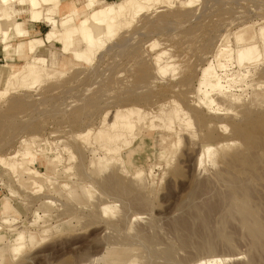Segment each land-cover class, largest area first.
<instances>
[{"label": "rangeland", "instance_id": "1", "mask_svg": "<svg viewBox=\"0 0 264 264\" xmlns=\"http://www.w3.org/2000/svg\"><path fill=\"white\" fill-rule=\"evenodd\" d=\"M85 1L63 0V3L73 2L82 8ZM100 1L103 7L125 0ZM184 1L173 0L171 4L164 1L152 5L148 12L140 15L131 27L126 28L128 30H123L114 38L92 67L74 61L71 55L62 56L60 45H48L49 68L53 69V63L62 60L64 76L45 80L31 90L21 88L0 99V118L3 123L0 128L9 127L6 131L0 130V157L7 160L19 151L20 146L32 150L41 148L45 153L39 155L34 167L55 181L51 184L43 177L33 178L25 173L18 177L5 168L6 160L5 163L0 162V206L8 200L13 208L7 214L0 212V234L3 236L0 256L4 254L0 264H204L209 259L230 257L234 261L229 264H264V249L253 246L250 232L243 226L238 210L234 207L233 212L230 207L232 202L231 206L236 205L237 201L248 200L245 201L247 208L243 206L256 212L252 214V210L246 211L251 212V217L255 215L253 219L257 216L255 219H259V224L264 226V62L250 69V74H247L249 68H240L236 64L235 55L232 56L233 51L249 43L264 47L259 36L251 39L255 32L264 28V0H198L189 10L180 4ZM15 9L21 11L16 20L26 22L33 37L43 38L50 30L43 23L30 27L27 6H17ZM61 15L57 14L56 17L60 19ZM131 19L127 10L123 20ZM243 33L247 36L246 41L239 42L237 37ZM18 42L19 39L12 40L14 46ZM76 47L82 49L81 44ZM220 49L224 53L226 49V54L219 53ZM13 50L7 55L4 45L0 43V67L9 66L12 71H20L27 59L20 58ZM162 52L166 54L163 62L168 60L171 63L163 77L157 74L155 59ZM224 55L228 60L224 59ZM210 67L213 68L212 77L220 87L217 89L231 91L238 99H242V103L234 104L236 111L227 100L220 106L221 96L216 95L215 98V93L212 96L217 101L208 95L214 107L212 110L204 105L198 107L199 98H203V95H197V92L200 84L208 80L204 73ZM145 70L148 76L142 80ZM238 71L248 75L247 78L242 80ZM231 72L235 75L234 84L228 87L226 75ZM208 91L211 93L218 90ZM24 96L23 101L27 100L30 105L16 110L11 108L13 102ZM176 104L190 109L185 110L192 121L189 132H181L179 144L177 132L181 127L176 124L172 132L154 118L156 129L145 130L131 147L120 154L127 162L128 174L121 171L117 158L110 160V156L94 140L96 132L104 126L102 124L107 113V121H110L117 110L135 107L155 117V114L157 116L162 111L169 113ZM218 108L220 112H217ZM248 112L251 114L246 115ZM238 125L252 133L249 142L232 133ZM4 131L5 134L2 133ZM89 131L90 138L83 143L81 135ZM35 137L37 140L33 144L30 140ZM207 150L211 152L207 153ZM239 150H247L253 155L254 167L237 162L246 153ZM70 152L74 158L70 157ZM238 154L242 155L239 159L236 158ZM57 155L61 157L60 160L55 159ZM138 170L144 171L143 181L134 179L133 174ZM226 171V176L236 179L238 183L239 179L243 183L239 185H245L249 199L240 193L237 196L221 179L220 175H225ZM111 175L126 185L135 183L134 187L131 184L134 189H138H135V194L142 198L144 196L147 205L139 207L130 200L131 197L119 198L103 192L102 182ZM33 180L42 185V191H38ZM64 182L69 183L74 197L69 195L70 189L61 186ZM233 193L237 201H232ZM46 201L50 203L44 204ZM240 203L237 202V205ZM190 204L197 208L199 215L202 214L200 217L207 222L204 223V229L196 215L193 217ZM231 211L233 216L228 214ZM224 214L232 216L227 218L229 222L225 226L231 237L230 247L223 240L213 239L221 228L219 226ZM181 219L188 220L189 229H195L194 233L198 236L193 239L190 247L182 244V237L187 231L176 226V222ZM19 231L35 236L36 240L33 245L28 244L20 255H14L10 241ZM207 236L210 239L207 241L215 245L213 254L197 248L199 239ZM235 258L240 259L235 261Z\"/></svg>", "mask_w": 264, "mask_h": 264}, {"label": "bare ground", "instance_id": "2", "mask_svg": "<svg viewBox=\"0 0 264 264\" xmlns=\"http://www.w3.org/2000/svg\"><path fill=\"white\" fill-rule=\"evenodd\" d=\"M167 1L169 4H171V2H173V0H164ZM163 0H125L119 4L116 5H106L101 7V1L100 0H87L85 1V4L83 5L82 8H79L75 3L73 2H68V3H63V0H0V43L4 45V51L6 52L7 55H10V51L11 49L14 48V52L16 55H18L20 58H24L27 59L25 66L22 70L20 71H12V69L9 66H2L0 67V99H2L3 97L7 96L9 93H16L17 90L19 89H27V90H31L33 89L36 85H41V83H43L45 80H49V79H55L57 77H61L64 76L63 73V67H64V62L62 60H60L57 63H53V69L49 68V52H48V45L51 44H58L61 46V54L62 56H69L71 55L73 57V60L76 62H81L87 66L92 67L91 65L94 63V61L99 58L100 56H102L101 54L104 53V51L106 49H108V45L111 44V42H113L114 38L120 34L121 32H123V30H125L126 28L131 27V25L135 22V20L140 16L145 14L146 12H148L152 5L164 2ZM198 0H185L184 2L180 3L182 4V7H187V9L189 8H193L194 5L197 3ZM205 5V3H204ZM214 5V3H213ZM20 6V7H28L29 8V13H30V17L28 19V21L30 23H35V24H46L50 30L45 34V36L43 38H36L33 37L30 33V31L28 30V28L26 27V22L23 21H17L16 17L21 14V11L16 10L15 7ZM258 6V5H257ZM260 7V6H259ZM234 8V7H233ZM188 9V10H189ZM262 9V8H261ZM69 10V11H67ZM130 12V16H131V20L130 21H124L123 17H124V13L126 11ZM187 10V11H188ZM240 11V10H239ZM189 12V11H188ZM259 12V11H258ZM229 13V12H228ZM57 14L60 16H62V18H57ZM187 14V13H186ZM214 14V13H213ZM185 15V14H183ZM182 15V16H183ZM242 15V14H241ZM179 16V15H178ZM184 17V16H183ZM259 18V17H258ZM150 19V18H149ZM158 19V18H157ZM263 19V18H262ZM188 20V19H187ZM193 20V19H192ZM213 20V19H212ZM152 21V20H151ZM153 22V21H152ZM191 22V21H189ZM188 23V22H187ZM144 25V24H143ZM151 25V24H150ZM170 26V25H169ZM176 26V25H175ZM202 26V25H201ZM159 27V26H158ZM168 27V26H167ZM174 27V26H173ZM170 28V27H169ZM166 29V28H165ZM178 29V28H177ZM200 29V28H199ZM128 30V29H126ZM186 30V29H185ZM188 33V32H187ZM132 35V34H131ZM203 35V34H202ZM211 35V34H210ZM125 36V35H124ZM207 36V35H206ZM218 36V35H217ZM260 37L263 41L261 43L264 42V28L262 31L258 32V33H254L251 37V39H256V37ZM142 37V36H141ZM191 37V36H190ZM216 37V36H215ZM246 34H240L238 35L237 39L242 42L246 41ZM136 38V37H135ZM211 38V37H210ZM218 38V37H217ZM14 39H19V42L14 46L12 44V40ZM120 39V38H119ZM212 39V38H211ZM258 39V40H261ZM125 40V39H124ZM127 41V40H126ZM125 41V42H126ZM140 41V40H139ZM183 41V40H182ZM185 41V40H184ZM128 42V41H127ZM141 42V41H140ZM137 43V42H136ZM139 43V42H138ZM78 44L82 45V49H78L76 46ZM124 44V43H123ZM126 44V43H125ZM128 44V43H127ZM119 45V44H118ZM121 45V44H120ZM129 45V44H128ZM135 45V44H134ZM141 45V44H140ZM120 47V46H119ZM118 47V48H119ZM137 47V46H136ZM190 47V46H189ZM263 47V46H262ZM261 45H258L256 43H249L247 45H243L241 47H239L238 49H236L235 51H233L232 56L236 58V64L243 69V66L247 68H245L246 70L249 68V70H247V74H250V69L252 68H256L261 62H264V47L262 48ZM138 48V47H137ZM154 49V47H152ZM196 48V47H195ZM114 49V48H112ZM121 49V47H120ZM119 49V50H120ZM125 49V46H124ZM134 49V48H133ZM111 50V49H110ZM118 50V51H119ZM128 50V49H127ZM126 50V51H127ZM224 50V49H223ZM115 51V49L113 50V52ZM123 51V50H122ZM121 51V52H122ZM135 51V50H133ZM226 49H225V53L222 51V49H220V52H223V54H226ZM230 51V50H229ZM124 52V51H123ZM138 52V51H137ZM136 52V53H137ZM125 53V52H124ZM229 53V52H227ZM122 54V53H121ZM165 52H162L160 54H158L156 56V62H157V69L156 72L157 74H161L160 76L163 77L165 76V71L167 69L168 66L171 65L170 62H168V60H165V62H163L165 59L164 56ZM218 54V53H217ZM124 55V54H122ZM221 55V54H220ZM219 55V57H221ZM230 55V54H229ZM164 56V57H163ZM126 57V56H125ZM226 56L224 55V59ZM232 57V58H233ZM223 59V57H221ZM228 58V57H227ZM120 59V58H119ZM102 60V59H101ZM136 60V59H135ZM138 60V59H137ZM228 60V59H226ZM225 60V61H226ZM234 61V58H233ZM109 63V62H108ZM165 63V64H164ZM95 64V63H94ZM99 64V63H98ZM139 65V64H138ZM140 67V66H139ZM138 67V68H139ZM230 67V66H229ZM238 67V68H239ZM112 68V67H111ZM95 69V68H94ZM116 69V68H115ZM126 69V68H125ZM212 67L208 68L204 75L207 76L208 80H206L205 82H200V87L198 89L197 95L201 94L203 95V98H199L200 102H199V106L204 105L206 106L209 110H212L214 107L211 105V102L208 100L209 97L208 95H210L212 98V93H215L214 96L216 98L217 96H221L220 100H221V105H223L225 102V100L231 102V107H233V105L236 103H242L240 98L238 99V97L232 93L231 91L228 92H224L222 90H219L217 88L218 85L216 84V82L214 81V78L212 77L213 73H212ZM97 70V69H96ZM107 70V69H105ZM148 70V69H147ZM147 70H145L144 73V77L142 78V80L148 76L147 74ZM95 71V70H94ZM219 70H217L218 72ZM240 71V70H239ZM238 71V72H239ZM237 72V73H238ZM142 73V74H143ZM149 73V72H148ZM226 73V72H225ZM224 75V74H223ZM109 76V75H108ZM234 73L231 72L230 75H226V82L227 85L229 87V85L234 84ZM237 76V75H236ZM240 78H242V80L246 79L248 75L242 74V72H239L238 75ZM219 77V76H218ZM223 77V76H222ZM152 78V77H151ZM238 78V79H240ZM147 79V78H146ZM223 79V78H222ZM105 80V79H104ZM151 80V79H150ZM224 80V79H223ZM241 80V79H240ZM241 80V81H242ZM238 81V80H237ZM222 82V81H221ZM46 83V82H45ZM44 83V84H45ZM149 83V82H147ZM184 83V82H183ZM191 83V82H190ZM243 83V82H242ZM79 84V83H78ZM181 84V83H180ZM178 85V84H177ZM94 86V85H93ZM138 86V85H137ZM144 86V85H143ZM142 86V87H143ZM145 86H148V84ZM224 86V85H223ZM40 87V86H39ZM74 87V86H73ZM141 87V88H142ZM149 87V86H148ZM188 87V86H187ZM186 87V88H187ZM231 87V86H230ZM256 87V86H255ZM108 88V87H107ZM136 88V87H135ZM150 88V87H149ZM203 88H205V90H203ZM137 89V88H136ZM135 89V90H136ZM178 89V88H176ZM209 89L212 90H218V91H211V93H209ZM148 90V89H147ZM132 91V90H131ZM140 92V91H139ZM194 92V91H193ZM111 93V92H110ZM133 93V92H132ZM135 93V92H134ZM87 94V93H86ZM130 94V93H129ZM196 94V93H195ZM70 95V94H69ZM91 95V94H90ZM136 95V94H135ZM26 96V95H25ZM24 98H18V101L13 102L11 108H23V107H27L28 105H30L28 102L23 101ZM66 96V95H65ZM88 96V95H87ZM128 96V95H127ZM141 96V95H140ZM143 96V95H142ZM192 96V95H191ZM21 97V96H20ZM132 97V96H131ZM196 97V96H194ZM200 97V95H199ZM28 98V97H27ZM26 98V99H27ZM31 98H33L31 96ZM42 98V97H40ZM127 98V97H126ZM153 98V97H152ZM223 100H222V99ZM13 99V98H12ZM20 99V100H19ZM22 99V100H21ZM37 99V98H36ZM48 99V98H47ZM57 99V98H56ZM135 99V98H134ZM157 99V98H156ZM30 99L28 98V101ZM53 100V99H52ZM74 100V99H73ZM195 100V99H194ZM213 100H215L213 98ZM12 101V100H11ZM10 101V102H11ZM82 101V100H81ZM180 101V100H179ZM196 101V100H195ZM217 101V99L215 100ZM219 101V100H218ZM30 102H32V99L30 100ZM51 102V101H50ZM100 102V101H99ZM72 103V102H71ZM86 103V102H85ZM109 103V102H108ZM113 103V102H111ZM148 103V102H147ZM152 103V102H151ZM154 103V102H153ZM213 103V101H212ZM217 103V102H216ZM223 103V104H222ZM214 104V103H213ZM218 104V103H217ZM216 104V105H217ZM32 105V104H31ZM70 105V104H69ZM73 105V104H72ZM120 105V103H119ZM137 105V104H136ZM198 105V103H197ZM239 105V104H238ZM43 106V104H42ZM116 106V105H115ZM33 107V105H32ZM37 107V106H36ZM64 107V106H63ZM97 107V106H96ZM171 107V106H170ZM190 107V106H189ZM219 107V105H218ZM223 107V106H222ZM229 107V106H228ZM240 107V106H239ZM238 107V108H239ZM244 107V105H243ZM243 107H240L243 109ZM246 107V106H245ZM35 108V107H34ZM186 108V107H185ZM193 108V106H192ZM204 108V107H203ZM234 110L236 109L235 105H234ZM237 108V109H238ZM239 108V109H240ZM29 109V108H28ZM56 109V108H54ZM85 109V107H84ZM83 109V110H84ZM166 109V108H165ZM190 110L189 108L184 109V107L182 108L180 105L176 104L173 108H171V111H169V113H165L162 111V113L158 114L154 117V114L152 115V113L147 112V111H142L139 108H135V107H129V108H125V109H120L117 110L114 114H112L110 121H107L109 119V113L106 114L105 118H104V123L102 124L103 128H100L98 132H96V136L94 140H96L100 146L102 147L101 149H104L107 153V155H109L110 160H115L117 158L118 162H120L121 168H122V172L127 173L128 174V168H127V162L123 159V157L120 155L121 152L132 146L134 140H136L138 137H140L141 134H143V132L145 130H148L151 128V130H153L152 128H155L154 126V121L157 119L159 122H161V124L168 130H172L173 132V128L176 124H178L181 128H179V132H177V138H178V143L180 144V138H181V134L183 133V131H188L190 130L191 126H192V121L190 120L189 114L188 112H186L185 110ZM196 109V108H195ZM223 109V108H222ZM231 109V108H229ZM13 110V109H12ZM18 110V109H17ZM57 110V109H56ZM59 110V109H58ZM82 110V109H81ZM219 110L221 109H217V112H220ZM225 110V109H224ZM227 110V109H226ZM22 111V110H21ZM26 111V109H25ZM47 111V110H46ZM61 111V110H59ZM63 111V110H62ZM216 111V110H215ZM236 111V110H235ZM234 111V112H235ZM33 112V111H32ZM66 113V111H64ZM64 112H60V113H64ZM241 112V111H240ZM247 112V111H246ZM10 113V112H9ZM20 113V112H19ZM28 113V112H27ZM49 113V111H48ZM55 114L57 112H54ZM64 113V114H65ZM191 113V112H190ZM196 113V112H195ZM199 113V112H197ZM237 113V112H236ZM7 114V113H6ZM34 114V113H32ZM37 114V113H36ZM63 114V115H64ZM67 114V113H66ZM87 114V113H86ZM194 114V113H193ZM218 114V113H217ZM224 114V113H223ZM246 114V113H245ZM251 114L250 112H248L249 115ZM1 115V114H0ZM25 115V114H23ZM40 115V114H39ZM204 115V114H203ZM226 115V113H225ZM231 115V113H230ZM9 116V115H8ZM14 117H16V115H13ZM153 116V117H152ZM194 116V115H193ZM201 116V115H200ZM209 116V115H208ZM227 116V119L230 121L229 116ZM225 116V117H226ZM237 116V115H236ZM243 116V115H242ZM2 117V116H1ZM5 117V114H4ZM7 117V116H6ZM10 117V116H9ZM8 117V118H9ZM34 117V116H33ZM39 117V116H38ZM55 117V116H54ZM198 117V116H197ZM233 117V116H232ZM7 118V119H8ZM17 118V117H16ZM156 118V119H154ZM194 118V117H193ZM214 118V117H213ZM216 118V117H215ZM218 118V117H217ZM252 118V117H251ZM6 119V118H5ZM15 119V118H14ZM38 119V118H37ZM51 119V118H50ZM154 119V121H153ZM196 119V118H195ZM205 119V117L203 118ZM212 119V118H211ZM221 119V118H220ZM233 119V118H232ZM235 119V118H234ZM233 119V120H234ZM241 119V118H240ZM239 119V120H240ZM224 120V118L222 119ZM222 120H219L220 122ZM11 121V120H10ZM9 121V122H10ZM17 121V120H16ZM23 121V120H22ZM199 121V118H198ZM225 121H227L225 119ZM14 122V121H13ZM32 122V121H31ZM47 122V121H46ZM63 122V120H62ZM194 122V121H193ZM197 122V121H196ZM202 122V121H201ZM231 122V121H230ZM242 122V121H241ZM245 122V121H244ZM251 122V121H250ZM0 123H1V118H0ZM12 123V121H11ZM206 123V122H205ZM209 123V122H208ZM218 123V122H217ZM246 123V122H245ZM263 123V121H262ZM3 123L0 124V127ZM5 124V123H4ZM10 124V123H9ZM27 124V123H26ZM29 124V123H28ZM31 124V123H30ZM216 124V123H215ZM226 124V123H225ZM249 124V123H246ZM11 125V124H10ZM8 125V126H10ZM21 124H18L17 126H19ZM80 125V124H78ZM82 125V124H81ZM206 126V124H203ZM220 125V123H219ZM253 125V124H252ZM13 126V125H11ZM76 126V125H75ZM210 126V125H209ZM3 127V126H2ZM15 127V126H14ZM14 127H12L13 129H15ZM25 127V126H24ZM30 127V125H29ZM35 127V126H34ZM221 127V126H220ZM5 128V126H4ZM11 128V129H12ZM159 128V127H158ZM223 128V127H222ZM221 128V129H222ZM246 128H248L246 126ZM2 129V130H1ZM6 130L8 129L5 128ZM3 128H0L1 131L5 130ZM30 129V128H29ZM156 129V128H155ZM5 130V131H6ZM28 130V129H27ZM5 131L2 132L5 134ZM9 132V131H7ZM182 132V133H181ZM81 133V132H80ZM232 133L235 136L240 137L243 140H247L249 142V140L251 139V132L248 131L247 129H245L244 127L242 128V126L238 125L235 126L232 130ZM37 134V133H36ZM3 135V134H2ZM18 135V134H17ZM81 135V134H80ZM79 135V136H80ZM91 135V131L85 132V135H81V138L83 143H86V141H88V137ZM93 135V134H92ZM253 136V135H252ZM5 137V136H4ZM80 138V137H79ZM90 138V137H89ZM254 138V136H253ZM3 140V139H2ZM6 140V139H5ZM35 140H37V137H35L34 139H31L30 141L33 143ZM93 140V138H92ZM93 140V142H94ZM95 141V142H96ZM255 141V140H254ZM36 142V141H35ZM34 142V143H35ZM253 143V140L251 141ZM33 143V144H34ZM88 143V142H87ZM1 144V143H0ZM37 144V143H36ZM35 144V145H36ZM90 144V143H89ZM97 144V143H95ZM243 144V143H242ZM249 144V143H248ZM16 145V144H15ZM88 145V144H87ZM45 146V145H44ZM94 146V145H93ZM98 146V145H97ZM248 146V145H247ZM242 148V147H240ZM256 148V147H255ZM66 151H70V149H65ZM103 151V150H102ZM240 151V150H239ZM247 151V150H246ZM246 151H240L242 152H246ZM72 152V151H71ZM70 154L71 158H74L72 153ZM211 152L210 150H207V153ZM240 152H237L240 154ZM45 153L43 149H36V150H32L30 148H23L20 146L19 151L15 152L11 157H9L6 160V164L7 165L5 168H7L10 173L12 172V174L14 175H18V177H20V174H27L33 178H40L43 177L45 178L49 183L54 184L55 181H53V178L44 175L42 173H40L39 171H37L35 169V165L37 164V159L39 157V155ZM49 154V153H48ZM236 152H234V157ZM236 157L237 159H239L241 156ZM244 154V153H243ZM62 155V154H61ZM233 155V154H232ZM253 156V155H252ZM252 156L246 152L242 158H240L238 161H240L242 164H248L249 167H254L252 165H254L253 163V159ZM227 158V157H226ZM255 158V157H254ZM56 160H60L61 157L59 155L56 156L55 158ZM233 159V157H232ZM256 159V158H255ZM5 160H3L0 157V162L5 163ZM130 160V159H128ZM230 160V159H229ZM227 160V161H229ZM236 160V159H235ZM260 160V159H259ZM80 161V160H79ZM256 161V160H255ZM231 162V161H230ZM239 162V164H241ZM117 163V162H116ZM232 163V162H231ZM259 163V162H257ZM107 165H109L108 163H106ZM230 164V163H229ZM228 164V165H229ZM236 164V161H235ZM234 164V165H235ZM4 165V164H3ZM106 165V166H107ZM119 165V166H120ZM81 166V165H80ZM227 166V165H226ZM231 166V165H230ZM4 167V166H3ZM82 168V167H81ZM233 168V166H232ZM71 169V168H70ZM70 169H68L67 171H69ZM103 169V168H102ZM104 170V169H103ZM106 171V170H105ZM103 172V171H102ZM228 171H226V174L224 175H220L221 179H223V181L228 185V187H231L236 193V195L238 196V193L243 194L244 198L247 199L248 197V189L245 187V185H239V184H243L240 183V180L238 179L239 183L237 182L236 179L232 178V177H228L226 176L228 173ZM105 173V172H104ZM107 173V172H106ZM223 173V172H222ZM85 174V173H84ZM134 175V179L138 180V181H143V176H144V171L142 170H138ZM231 175V173H230ZM226 176V177H225ZM236 176V175H235ZM228 177V178H227ZM236 178V177H235ZM92 179V178H91ZM135 180V181H136ZM33 183L35 185V187H37L38 191H42L43 187L42 185L39 184V182L37 180H33ZM130 183V182H129ZM142 183V182H141ZM223 183V182H222ZM238 183V185H237ZM134 187V184L131 183ZM131 184L126 185L125 182H123L121 179H118L116 177H113L112 175L110 177L107 176V178L104 179V181L102 182V188L104 189L103 192H109L115 195L116 197H131V201L132 202H136V206L139 207H145L147 205V203L144 201V196L142 198V196H139L137 194H135V189L137 188H133ZM137 184V183H136ZM140 184V183H139ZM131 185V186H130ZM62 187H64V189H70V193L69 195H71V197H74V191H71L70 185L68 182H64L62 185ZM141 186V185H140ZM139 186V187H140ZM142 187V186H141ZM206 188V187H205ZM141 189V188H140ZM138 190V189H137ZM155 190V189H154ZM196 190V189H195ZM202 190V189H201ZM140 191V190H139ZM200 191V190H199ZM203 191V190H202ZM102 192V191H101ZM228 192V191H227ZM85 193V192H84ZM141 193V192H140ZM199 193V192H198ZM197 193V194H198ZM86 194V193H85ZM222 195V194H221ZM195 196V195H194ZM233 198H234V193H233ZM231 196V197H232ZM251 196V195H250ZM43 197V196H42ZM89 198H91L89 196ZM230 198V197H229ZM232 201H237L235 200V198ZM100 199V198H99ZM244 199V200H245ZM249 199V197H248ZM94 200V199H93ZM127 200V199H126ZM248 202V200H245ZM245 201H237L239 206L237 205L236 202V206L235 204L231 206L232 203H230V207H232L233 212H234V207H236L235 209L238 210L239 215L242 218V222H243V226L245 228H247L250 232V235L252 237L253 246L256 247H262L264 249V226L263 224H259L261 222H259L257 219V216L253 219V217L255 215H253V217L250 216L251 212L252 214H254L255 210L246 209L247 205L245 204ZM130 202V201H129ZM131 202V203H132ZM50 201H46L44 204H49ZM244 203V204H243ZM53 204V203H52ZM135 203H133L134 205ZM249 204V203H247ZM51 205V204H50ZM131 205V204H130ZM191 205V204H190ZM206 205V204H205ZM245 205V207L243 206ZM54 206V205H53ZM135 206V205H134ZM209 206V205H208ZM249 206V205H248ZM11 204L8 200H5V202L3 203L2 206H0V212L2 214H7L9 213L11 210L13 209L11 208ZM132 207V206H131ZM191 210L194 213V216L196 215L197 220H199L201 222V225L203 226V229L206 227H204V223H207L204 219H202L199 215V212L197 211V208L192 204L191 206ZM189 207V208H190ZM200 208V207H199ZM205 209V208H204ZM207 209V208H206ZM230 209V208H229ZM79 210V209H78ZM144 210V209H143ZM209 210V209H208ZM231 210V209H230ZM246 210H252L250 213ZM106 211V210H105ZM104 211V212H105ZM93 212V211H92ZM229 212V211H228ZM227 212V213H228ZM256 212V211H255ZM226 213V212H225ZM230 215L233 216V213L231 211V213H228ZM227 214V215H228ZM238 214V213H237ZM256 214V213H255ZM190 215V214H189ZM193 215V214H192ZM89 216V215H88ZM187 216V215H186ZM232 216H228V217H232ZM236 216V215H235ZM94 217V216H93ZM227 216H225L222 218V223H221V227L217 232H216V238L213 239H220L223 240V242L230 247L231 245V237L230 235H228L229 233L226 232V227L227 226V222H229L227 219ZM251 217V219H250ZM184 218V217H183ZM186 218V217H185ZM195 219V218H194ZM206 219V218H205ZM253 219V220H252ZM253 222H252V221ZM254 220H256L257 222H254ZM148 221V220H147ZM177 221V220H176ZM261 221V220H260ZM195 223V222H194ZM241 223V222H240ZM220 224V223H219ZM193 225V224H191ZM196 225V224H195ZM200 225V224H199ZM209 225V224H208ZM262 225V226H260ZM176 226L180 229V230H186L187 232L185 233V235L182 237V244L186 247H190L191 243L193 241L194 238H198V236L196 235V233H194V230H190V224L189 221L186 219H181V221L179 220L178 222H176ZM132 227V226H131ZM116 228V227H115ZM1 230V227H0ZM138 230V229H137ZM207 231V230H206ZM199 233V231H198ZM208 233V232H207ZM206 233V234H207ZM202 234V233H201ZM209 234V233H208ZM203 235V234H202ZM209 236V235H208ZM202 237L200 238V243L198 244L197 248L201 251H206L208 253H212L213 251H215V245L211 242H208L210 239L209 237ZM116 237V236H115ZM180 237V236H179ZM212 237V236H211ZM214 237V236H213ZM151 239V238H150ZM212 239V240H213ZM3 240V236L0 234V242ZM35 236L31 235V234H26L24 231H19L16 233V237L11 240V245L13 246V253H16L18 255H20L19 253L22 252L28 244L33 245V243H35ZM148 240V239H147ZM208 240V241H207ZM141 241V240H140ZM196 242V241H195ZM198 242V241H197ZM194 244V243H193ZM170 245V244H169ZM190 245V246H189ZM171 246V245H170ZM195 248V247H194ZM196 248V249H197ZM261 249V250H263ZM14 254V255H16ZM163 254V253H162ZM213 254V253H212ZM17 255V256H18ZM155 255V254H154ZM171 255V254H170ZM172 256V255H171ZM1 260L4 259V254L1 253L0 256ZM172 258V257H171ZM170 259V258H169ZM236 259H240V258H235ZM232 261H234V258H224V259H219V260H208L206 261L204 264H229ZM172 264V263H171Z\"/></svg>", "mask_w": 264, "mask_h": 264}, {"label": "crops", "instance_id": "3", "mask_svg": "<svg viewBox=\"0 0 264 264\" xmlns=\"http://www.w3.org/2000/svg\"><path fill=\"white\" fill-rule=\"evenodd\" d=\"M30 23V22H29ZM31 25H30V27H32L33 28V26H34V24L35 23H30ZM48 27V26H47ZM30 33H31V31H30ZM31 35H32V33H31ZM33 36V35H32ZM35 37V36H34Z\"/></svg>", "mask_w": 264, "mask_h": 264}]
</instances>
